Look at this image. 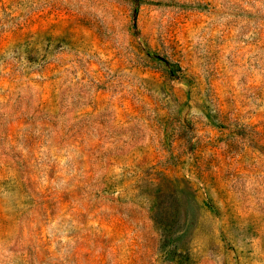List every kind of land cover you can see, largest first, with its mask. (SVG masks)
Instances as JSON below:
<instances>
[{"label": "rangeland", "instance_id": "374dc122", "mask_svg": "<svg viewBox=\"0 0 264 264\" xmlns=\"http://www.w3.org/2000/svg\"><path fill=\"white\" fill-rule=\"evenodd\" d=\"M0 264H264V0H0Z\"/></svg>", "mask_w": 264, "mask_h": 264}]
</instances>
